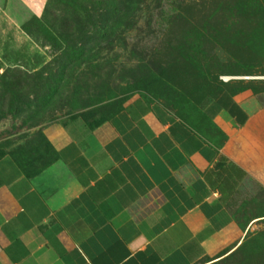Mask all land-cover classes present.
I'll list each match as a JSON object with an SVG mask.
<instances>
[{
	"label": "crops",
	"instance_id": "obj_1",
	"mask_svg": "<svg viewBox=\"0 0 264 264\" xmlns=\"http://www.w3.org/2000/svg\"><path fill=\"white\" fill-rule=\"evenodd\" d=\"M257 104L223 93L190 124L136 96L94 127L47 124L54 163L0 159V264H222L264 191ZM220 158L245 172L226 201Z\"/></svg>",
	"mask_w": 264,
	"mask_h": 264
},
{
	"label": "rangeland",
	"instance_id": "obj_2",
	"mask_svg": "<svg viewBox=\"0 0 264 264\" xmlns=\"http://www.w3.org/2000/svg\"><path fill=\"white\" fill-rule=\"evenodd\" d=\"M224 92L264 105V0H0V153L27 169L56 161L51 122L139 96L191 124ZM263 218L264 191L222 264H264Z\"/></svg>",
	"mask_w": 264,
	"mask_h": 264
},
{
	"label": "trees",
	"instance_id": "obj_3",
	"mask_svg": "<svg viewBox=\"0 0 264 264\" xmlns=\"http://www.w3.org/2000/svg\"><path fill=\"white\" fill-rule=\"evenodd\" d=\"M224 93H229V92H224ZM223 94V93H221ZM219 94V95H221ZM218 95V96H219ZM217 96V97H218ZM216 97V98H217ZM214 100V99H213ZM115 114V113H114ZM113 115V114H112ZM111 115V116H112ZM100 123L94 125V126H97L99 125ZM94 126H90V127H94ZM6 156L5 154L3 153H0V159L2 157ZM16 160V159H15ZM16 162L18 163V165L24 169V171H26V175L27 176H32L33 173H31L30 171H28L29 169L25 168V164H22L20 161L16 160ZM227 163V160L224 159V158H220L218 163L214 166V169L212 170V172L214 171H217V173L220 171V173L223 171V172H228V176L226 178H224L223 180V183H224V187H219V190H220V193H221V196H222V200L223 201H226L229 199V197L232 195V193L234 192V189L235 187L237 186L238 182L245 176V172L240 170L239 168H237L236 166L234 165H231V164H226ZM232 168L233 172L232 173H235V179L233 181H230V178H232V175L229 174V171H228V168ZM233 249V248H232ZM231 249V250H232ZM231 252V251H230ZM229 252V253H230ZM234 253V252H233ZM232 253V254H233ZM231 253L228 254L229 256L232 255ZM228 256V257H229Z\"/></svg>",
	"mask_w": 264,
	"mask_h": 264
}]
</instances>
